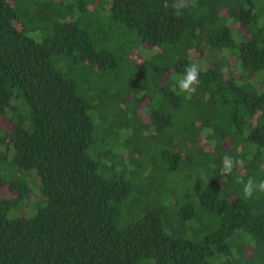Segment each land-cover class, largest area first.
I'll return each mask as SVG.
<instances>
[{"label":"trees","instance_id":"16d2710c","mask_svg":"<svg viewBox=\"0 0 264 264\" xmlns=\"http://www.w3.org/2000/svg\"><path fill=\"white\" fill-rule=\"evenodd\" d=\"M164 2L0 0V264H264V0Z\"/></svg>","mask_w":264,"mask_h":264},{"label":"clouds","instance_id":"9594fccd","mask_svg":"<svg viewBox=\"0 0 264 264\" xmlns=\"http://www.w3.org/2000/svg\"><path fill=\"white\" fill-rule=\"evenodd\" d=\"M163 6L168 8L171 6L175 9V15L179 16L181 11L188 7V0H173L171 5L165 0ZM192 6H195L194 0ZM200 67L196 63L188 65L182 77L177 80L176 87H178L181 93H185L188 96L194 94L197 90L199 83ZM245 161L243 158H234L231 155L225 154L222 157V167L220 169L221 175H229L233 169L237 166L243 168ZM243 185L242 192L245 199H251L256 192L264 193V180H254L249 178L246 182L241 178L237 181Z\"/></svg>","mask_w":264,"mask_h":264}]
</instances>
